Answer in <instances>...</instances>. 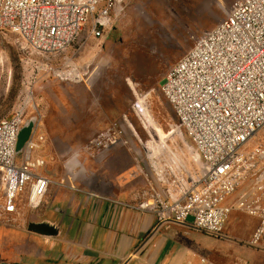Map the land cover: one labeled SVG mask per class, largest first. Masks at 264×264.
<instances>
[{"label":"built area","instance_id":"2783aa9c","mask_svg":"<svg viewBox=\"0 0 264 264\" xmlns=\"http://www.w3.org/2000/svg\"><path fill=\"white\" fill-rule=\"evenodd\" d=\"M118 2L0 0V30L18 35L24 49L56 54L87 25L92 37L106 34L114 26ZM42 70L62 79L76 78L74 66L48 64ZM159 88L174 111L178 130L196 150L200 174L190 175L177 157L166 158L147 178L138 209L215 236L223 235L230 215L240 211L258 218L246 244L259 247L264 237V145L249 148V143L264 128V0H235L225 18L198 36L170 66ZM148 102L146 94L137 99L134 112L140 116ZM25 114L26 103L11 118L0 120V219L15 214L25 194L28 206L38 208L54 182L38 153L45 137L37 127L23 151L16 153ZM127 130L137 136L124 114L122 122L90 141L91 155L128 144ZM155 146L147 149L153 157ZM203 261L217 264L205 257Z\"/></svg>","mask_w":264,"mask_h":264},{"label":"rangeland","instance_id":"374dc122","mask_svg":"<svg viewBox=\"0 0 264 264\" xmlns=\"http://www.w3.org/2000/svg\"><path fill=\"white\" fill-rule=\"evenodd\" d=\"M234 1L119 0L114 26L106 34L92 37L87 25L65 50L56 53L61 54L63 62L70 61L60 68L74 66V79H62L57 73L38 80L29 76L21 52L10 50L7 44L14 38L1 33V73L12 77L10 89L3 78L2 96H18L17 108L26 103V119L37 116L46 144L61 156V179H52L54 182L38 208H28L29 218L20 229L11 216L0 220V262H11L23 249L19 245L26 246V239L32 235L28 222L46 204L53 186L73 192L89 187L94 193L107 187L134 186L135 192L141 193L147 178L153 176L154 167L161 169L170 157H177L190 175L200 174L196 150L178 130L174 111L159 86L170 66L194 46L198 36L225 18ZM7 57L12 59L11 67L6 64ZM145 94L149 98L147 111L139 116L132 106ZM124 114L137 136L127 130L128 144L114 145L92 156L87 147L90 141L122 122ZM165 144L169 147L167 153ZM258 144L264 145V128L253 137L249 148ZM151 145L155 146L154 157L147 151ZM104 155L107 158L103 161L93 160ZM125 159L130 161L129 168L123 163ZM237 222L242 228L247 224L240 216ZM182 233L193 235L191 240L197 250L217 264H264V242L259 247L248 246L245 240L249 234H235L231 217L221 236L191 226ZM194 264L203 263L195 258Z\"/></svg>","mask_w":264,"mask_h":264},{"label":"crops","instance_id":"0c3cea01","mask_svg":"<svg viewBox=\"0 0 264 264\" xmlns=\"http://www.w3.org/2000/svg\"><path fill=\"white\" fill-rule=\"evenodd\" d=\"M1 33L14 38L7 43L9 49L21 52L23 67L36 80L51 75L42 70L45 65H65L61 54L29 51L23 48L15 33L0 30V39ZM7 58L6 64L11 67L12 59ZM1 67L0 120L11 118L19 105L18 96H2L3 78L4 85L10 89L12 77L10 74L3 77ZM25 115L27 118V106ZM36 127L37 133L41 134L39 124ZM38 153L47 162L45 174L51 179H61V156L49 149L46 140ZM106 156L93 160L103 161ZM123 163H127L126 168L130 167L128 159ZM145 188L140 193L135 192L134 186L131 189L107 187L94 193L89 187H85V191L73 192L65 187L53 186L46 204L43 203L38 215L28 222L32 235L26 239V246L17 242L23 249L11 262L0 264H194L195 258L205 264L203 252L201 254L191 240L193 235L182 233L188 225L162 221L158 214L138 209ZM28 208L25 194L18 202L17 212L7 215L17 222L18 229L29 218ZM7 216L0 220L7 219ZM239 216L247 220L244 228L237 222ZM230 217L235 234L243 237L249 234L245 240L247 243L258 226V218L245 213H232ZM17 237L23 240L20 235Z\"/></svg>","mask_w":264,"mask_h":264},{"label":"water","instance_id":"95a60500","mask_svg":"<svg viewBox=\"0 0 264 264\" xmlns=\"http://www.w3.org/2000/svg\"><path fill=\"white\" fill-rule=\"evenodd\" d=\"M37 121H38L37 116H31L25 120L23 126L20 129L19 135H18V142H17V148H16L17 154H20L23 151V148L26 142L29 140V138L31 137L32 133L34 132L37 126ZM188 221L192 222L193 217H189Z\"/></svg>","mask_w":264,"mask_h":264}]
</instances>
